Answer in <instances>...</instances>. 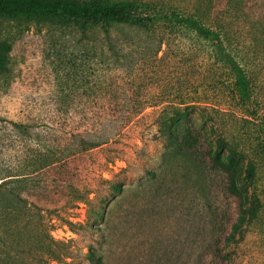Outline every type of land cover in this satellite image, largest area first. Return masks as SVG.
<instances>
[{"label": "rangeland", "instance_id": "374dc122", "mask_svg": "<svg viewBox=\"0 0 264 264\" xmlns=\"http://www.w3.org/2000/svg\"><path fill=\"white\" fill-rule=\"evenodd\" d=\"M226 1L215 0L217 8ZM250 1L253 9L264 2ZM80 36L50 22L0 19V39L12 44L9 73L0 75V183L23 180L5 189L39 208L34 225L39 220L41 232L71 248L63 264H210L209 182L193 152L178 154L169 147L155 111L147 110L108 144L70 154L80 134L89 133L86 140L92 141L102 131L113 133L121 112L110 110L109 103L126 98L121 90H99L100 74L107 86L116 75L101 70L97 60L72 70L71 54L83 51ZM148 75L152 78L151 70ZM47 150L62 160L35 172L36 153ZM256 186L264 190L262 182ZM247 191L245 211L238 200L219 194L224 264H264V194L257 202L252 184ZM241 216L245 221L239 222ZM7 255L11 264H48L47 255L23 253L14 242L8 248L0 243V260Z\"/></svg>", "mask_w": 264, "mask_h": 264}, {"label": "trees", "instance_id": "16d2710c", "mask_svg": "<svg viewBox=\"0 0 264 264\" xmlns=\"http://www.w3.org/2000/svg\"><path fill=\"white\" fill-rule=\"evenodd\" d=\"M0 19L72 28L83 49L71 54L72 70L81 71L82 62L92 58L116 75L107 86L100 74L99 90L126 95L109 103L110 110L121 112L118 128L92 141L86 140L89 133L80 134L71 155L108 144L147 110L155 111L157 129L174 152L194 153L212 195L210 264H224L219 194L238 200L242 211L250 200L249 184L254 201L264 194L256 186L264 184V2L253 9L250 0H227L221 8L215 0H0ZM241 22L243 34L237 32ZM11 50L12 44L0 39V75L9 73ZM61 160L55 150L37 152L35 172ZM22 182L0 183V243L8 248L14 242L23 253L45 254L48 264H63L72 257L71 248L41 232L39 220L34 225L39 208L5 189ZM256 213L255 207L251 215ZM232 227L237 233L240 224ZM228 238L234 241L235 234ZM8 258L0 264H11Z\"/></svg>", "mask_w": 264, "mask_h": 264}]
</instances>
